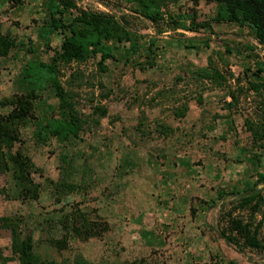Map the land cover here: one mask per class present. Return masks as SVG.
Masks as SVG:
<instances>
[{"label":"rangeland","instance_id":"obj_1","mask_svg":"<svg viewBox=\"0 0 264 264\" xmlns=\"http://www.w3.org/2000/svg\"><path fill=\"white\" fill-rule=\"evenodd\" d=\"M159 1L154 21L134 0H73L47 43L38 36L46 0H0V114L24 90L26 62L55 57L83 121L77 138L42 143L36 125L57 113L58 99L46 89L35 101L13 152L32 161L39 197L0 173V264H26L12 229L47 262L264 264V250L231 233L241 220L264 240V204L244 200L264 195V93L254 88L264 82V43L247 25L216 21L214 1ZM81 10L114 16L140 48L123 41L114 57L60 60L61 32ZM75 222L95 234L76 235Z\"/></svg>","mask_w":264,"mask_h":264},{"label":"trees","instance_id":"obj_2","mask_svg":"<svg viewBox=\"0 0 264 264\" xmlns=\"http://www.w3.org/2000/svg\"><path fill=\"white\" fill-rule=\"evenodd\" d=\"M137 2L142 15L157 21L162 18L161 4L159 0H134ZM199 0H195L198 2ZM217 4L216 21L235 22L249 26L260 42L264 43V0H207ZM75 6L73 0H46L48 19L38 31V36L47 43L51 36L62 24L57 22ZM192 23H196L194 18ZM186 29L196 30L206 24L186 23L180 24ZM63 26V25H62ZM64 37L59 52L60 60H85L90 54L102 55V59L115 56L117 43L130 41L131 47L138 50L139 44L135 35L124 27L114 16L106 13H94L81 10L69 22L68 28L61 32ZM7 44L0 39V55L6 54ZM151 51V47L145 48ZM262 71V68H260ZM20 81L23 86L21 94L5 100L4 105L12 106L7 114H0V173L13 172L15 179L22 185L24 195L36 199L39 197V184L31 177L32 161L20 150L13 152L15 143L20 140V129L33 117L34 104L40 98L44 90L51 89L58 99L57 113H51L47 119L37 123L35 136L44 143L50 137L59 140L77 138L83 127V121L76 112L74 106L68 100L66 90L59 77V68L54 57L52 61L30 60L23 66L20 73ZM258 92L264 93V82L254 85ZM51 107V106H50ZM105 113V110H104ZM260 129L264 131V97L260 105ZM259 181H264V173L259 174ZM245 203L257 200L258 204H264V195L253 193L248 195ZM80 222V221H77ZM72 224V230L76 235L87 236L95 234V226L84 223ZM3 218L0 215V228ZM231 233H236L244 239L248 246L264 250V240L252 234L250 224H244L241 220L233 219ZM14 245L21 252L26 264H64L55 261H45L33 250L30 238L22 240L16 229H12ZM223 236L230 243H239L235 235L223 232ZM17 245V246H16ZM80 264H94L86 260Z\"/></svg>","mask_w":264,"mask_h":264}]
</instances>
